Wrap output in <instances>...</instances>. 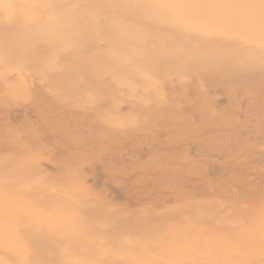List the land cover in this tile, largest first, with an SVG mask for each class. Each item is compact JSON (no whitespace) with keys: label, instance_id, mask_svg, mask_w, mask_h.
<instances>
[{"label":"rangeland","instance_id":"1","mask_svg":"<svg viewBox=\"0 0 264 264\" xmlns=\"http://www.w3.org/2000/svg\"><path fill=\"white\" fill-rule=\"evenodd\" d=\"M0 264H264V0H0Z\"/></svg>","mask_w":264,"mask_h":264}]
</instances>
